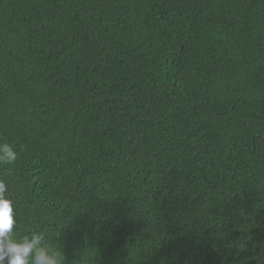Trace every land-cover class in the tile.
Instances as JSON below:
<instances>
[{"label":"trees","instance_id":"1","mask_svg":"<svg viewBox=\"0 0 264 264\" xmlns=\"http://www.w3.org/2000/svg\"><path fill=\"white\" fill-rule=\"evenodd\" d=\"M0 143L66 264H257L264 0H0Z\"/></svg>","mask_w":264,"mask_h":264},{"label":"clouds","instance_id":"2","mask_svg":"<svg viewBox=\"0 0 264 264\" xmlns=\"http://www.w3.org/2000/svg\"><path fill=\"white\" fill-rule=\"evenodd\" d=\"M17 155L11 144L0 143V165L14 164ZM7 192L6 182L0 179V264H66L62 250L43 231L23 235L14 232V202ZM256 261L264 264V251L256 256Z\"/></svg>","mask_w":264,"mask_h":264}]
</instances>
